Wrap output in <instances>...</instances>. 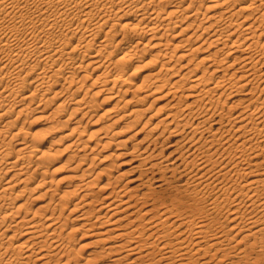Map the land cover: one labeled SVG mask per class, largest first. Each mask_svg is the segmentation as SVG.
Instances as JSON below:
<instances>
[{"label":"bare ground","instance_id":"bare-ground-1","mask_svg":"<svg viewBox=\"0 0 264 264\" xmlns=\"http://www.w3.org/2000/svg\"><path fill=\"white\" fill-rule=\"evenodd\" d=\"M200 51L203 55L193 57ZM141 62L152 69L136 82ZM60 77L63 82L55 88ZM102 93L112 94L101 100L118 93L125 97L105 114L106 125L93 146L72 137L82 117L63 135L72 152V184L58 192L53 180L45 179L58 150H39L42 137L25 130L23 117L57 100L47 122L68 110L57 122L65 125L76 112L89 113ZM235 94L242 97L230 100L224 111L226 99ZM147 98L144 107L120 111ZM155 102L154 113L136 132L113 138L139 122ZM120 122L124 129L113 130ZM160 136L161 142L171 141L167 147L181 146L180 155L192 156L181 169L187 175L185 188L178 186L169 201L156 200L154 190L131 195L135 188L130 186L140 175L172 168V152L164 154L163 147L149 152L145 142L153 137L157 144ZM112 139L119 146L127 139L135 142L129 161L122 157L127 153L115 155L118 165L131 164L123 170L113 163L111 168H119L115 176L111 168L94 171L92 154L95 146L105 148ZM160 155L170 161L161 165L155 159ZM100 175L106 176L104 183ZM33 176L41 177L31 189ZM123 177L128 178L120 185ZM2 181L0 264H69L74 225L63 230L72 212L77 213L71 221L88 225L84 231L95 232L91 235L105 243L100 251H89L81 264L111 254L117 255L114 264L126 258L127 264H223L232 257L238 259L225 264H264V0H0ZM45 184L49 199L37 203L30 215L24 204L15 203L14 198ZM95 187L102 194L90 197ZM69 196L79 199L62 218ZM17 234L23 241L13 243ZM110 240L114 243L107 245Z\"/></svg>","mask_w":264,"mask_h":264},{"label":"rangeland","instance_id":"rangeland-1","mask_svg":"<svg viewBox=\"0 0 264 264\" xmlns=\"http://www.w3.org/2000/svg\"><path fill=\"white\" fill-rule=\"evenodd\" d=\"M117 28L118 27H116V29ZM177 30H179V28ZM169 39L171 40V42L175 41V38H171L170 37ZM191 44L194 45V44H198V43L197 42L196 43L192 42ZM205 45L206 44H204V47L202 45L203 48L201 49V51H203V49L205 48ZM201 51L200 52H196L198 54L196 55V53H195L193 55V57L195 56V58L197 59V57H199L200 55H203ZM114 53H115V55H117V54H119V51L118 52H114ZM146 53L149 54L148 51ZM195 58H194V60H195ZM142 59L144 60V61L142 60V62L145 63V61L148 59V56L143 57ZM142 62L139 63V66H141V65L144 66L145 65V64H142ZM182 63H184V62H182ZM142 68L139 67V70L140 69L141 70H140V72L137 75L136 82H140L141 77L144 74L148 73L149 70L152 69V65H146V66H144ZM181 71L182 70H179V72H177L176 74L180 75ZM89 77H91V76H89ZM89 80H90V78H88L86 80V82L84 81V84L88 83ZM188 81H189V79L186 80V83ZM62 82H63V79L61 77L58 78V81L55 84V88L59 87L57 85L61 84ZM28 88L29 87H26L24 89V91H26ZM235 92L236 93H240L238 91H235ZM50 93H51V91H50ZM128 93L129 94H126V97H130L131 96V92H128ZM82 94L83 93L81 91L79 93H77V95H79V96H81ZM109 94H112V93H109ZM109 94L108 93L107 94L102 93L101 95L95 97L94 101L91 102L92 103V109L89 111V113L87 112V114H84V116H82L81 111L76 112L73 115V118L70 121H68L65 125L57 124V122L59 120H62L67 115V111L68 110H60L56 114L57 115L56 118H55V116L52 117V118L55 119L54 123H48L47 122V118H48L47 114H48L49 111H51V109H54L56 107L57 100L50 101L51 103L47 106V108L44 111H42V112H36L35 111V112L29 113V114H27L26 116L23 117V118H25L24 119V128H25V130L29 131L31 133L38 132L39 135L42 137V141L43 142H42L41 146L39 147V150H42V151L43 150H50L52 148L58 150V152H57V160H56L55 164L52 165L50 167V169L47 171V175L45 177V179H50V180L52 179L53 180V186L54 187H58V192H61L62 189H66L65 185L72 184V183H70V180H71L70 179V174L72 175V173H70L69 170H68L70 165H72V163H71L72 161H70L72 159H69L68 155L70 153H72V152H71V150L69 148L66 147L67 141L63 138V135L71 127L74 126V124H75L74 121L77 118H81L82 117L80 126L78 127L77 132L72 137L78 136L82 140H86L88 146H93L94 145V141L97 140V138L99 137L100 134H102L101 132L103 130V126L106 125L105 122H106L107 118H106L105 114L108 111L111 110V107L113 106V104L118 99H119V103L121 104L122 103L121 100L124 99V97H125V94L123 96V95H120L118 93V95L115 98H109V99H106V100L105 99L101 100L103 97L108 96ZM86 97L89 98L90 96H86ZM239 97H242V96H240V94H235L231 98L226 99L227 100L226 101L227 104L224 105V111H228V105L232 102V100H235V99H237ZM221 98H222V100H224L225 99L224 95ZM150 100L151 99L147 98L146 101H144V102H136L135 104L132 103L129 106L123 107L122 109H120V111L123 112L125 108L127 110V109H130V108L134 107V106L144 107L145 103L149 102ZM230 100H231V102H230ZM163 101H165V100L157 101V103L163 104L164 103ZM75 106H76L75 104H71V108H73ZM156 106H157V104L155 102V104L152 106L151 109L150 108L147 109L142 114V117L139 120V122H136L133 126H131L129 128L127 127L128 129L123 130L124 128L122 127V123L121 122L116 124L114 126L113 130H116V129L118 131L123 130V132H121V133H119L117 135H114L113 138L114 139H118L119 137L128 138V136H131L130 134L136 132L143 125V123L146 120V118H148L150 114L154 113V109L156 108ZM230 112H235V109L231 110ZM100 114H102V115H100ZM160 115H161V112L158 113V115L155 114V116H153V118L148 121V124L145 126V129L143 131H140V133H139L141 137H142V135H144L145 131H147L148 128L156 121L155 119H157V117H159ZM52 124H56V125L52 126ZM18 125H21L20 121L18 122ZM110 136H111V134H110ZM88 139H90V140H88ZM152 139H153V137H149L145 141L146 143H150L149 152L152 150V148H154V151L156 153L158 150H161L160 148H162V147H163L162 150H164V154H169L170 152H172L171 153V155H172L171 157L172 158L170 157V160L172 159L174 161V163L171 165L172 168H169L168 170L164 171L162 167H160V168L156 167V168H153L150 171H147L142 176L140 175V178L137 177V179L140 180V181L134 182L130 186V187H133L135 189L132 190L133 192L130 191L129 193L131 195L132 194L134 195V194H141L142 192H148V190L149 191L154 190L155 191L154 192L155 193L154 197L157 198V199L155 198L156 200L163 201V199H165L166 201H169L170 198L172 197V195H174V193L176 192L175 190H176V188H178V186H179V188H182V189L185 188V185H183V184H184V182H185V180L187 178V175L183 174L184 172H181V169L183 168L184 163L186 161H189L192 158V156L191 155L188 156L186 152H184L183 155H180L185 150L181 146H179L178 148H175L176 146L174 144L173 146L167 147V145L170 144L171 141H167V142H163L162 141L161 142V140L164 139L162 136H160L157 139V141H158L157 144L152 142L151 141ZM171 139H176V138H171ZM127 140L128 141L125 143V146L124 145L123 146L117 145V143L113 139L110 141V145H108L105 148H103L101 145L95 146V148L93 150L94 152L92 153L93 155L95 154L94 156L96 157L95 161H94V166H95L94 167V171H96L97 169L99 170L100 168H102V171H107V170H109L111 168V165L113 163H115V164L117 163L116 165H118V163L121 162L119 160H118L119 161L118 162L117 161L118 158L115 156L116 154H120L118 152L127 153V154H123L122 157H126L127 158V159L125 158L126 159L125 162L129 161V157L132 154V152H129V150H132L131 147H133L135 142L133 140H131V139H130V141H129V139H127ZM52 141H54V142H52ZM152 143H154V144H152ZM175 150H177V151H175ZM176 156H177V158H176ZM159 157H160L159 159H158V157L157 158L155 157V159L158 162L161 161V163H160L161 165H164V164L168 163L169 159L166 161V160H164V157L162 155H160ZM119 159H121V158H119ZM155 159L154 160H150V161H156ZM139 162H141V164H142V161H140V160L139 161L136 160L135 164H139ZM129 163H131V160H130ZM128 165L129 164H125V165H121L120 164L118 166H120L119 168H122L124 170V169H127L131 164L129 166ZM176 165H177V167H176ZM118 166H115V168H111L112 169L111 172H110L111 175L115 176L117 174V170L119 169ZM141 167H143V165ZM191 167L192 166H188V169L191 168ZM173 168H175V169H173ZM193 171H195V170H193ZM139 173H140L139 170H136V172H133V175L136 177V176H139ZM173 175H175V176H173ZM95 176H96V174L93 177H91V179L94 178ZM40 177L41 176H38L37 178H34V176H33L30 179V181H29L28 187L31 188V189L36 188L35 185H36L38 179H40ZM100 177H101L102 183H104L106 181V176L100 175ZM127 178L128 177L121 178L118 183L120 185H122V183H124ZM160 178L161 179L165 178V180L158 181V179H160ZM2 183H4V181L0 182V185H2ZM118 183H117V185H119ZM46 187H47V184L41 186L40 188H37V189L33 190L32 192L26 191V192L22 193L20 196L14 198V199H16L15 203L24 204L26 211L28 210V215H30L31 213H33V211L37 210L36 208H37V206L40 203H42L44 201H47L49 199V193L45 194L46 193L45 192ZM13 191H15V189H13L12 192ZM157 191L158 192L161 191V193L160 192L158 193ZM169 191L173 192V194L169 193ZM14 193L15 192H13L12 194H14ZM101 194H102V192L98 189V187H95V189H93V193L90 195V197H94V196H97V195L99 196ZM161 194H162V196H161ZM169 194H171V196ZM34 196H37V198H39V200L34 201L33 200ZM159 196H160V198H159ZM78 199H79V196H69L68 204L63 209V217L62 218H64L65 215H67L69 213V208L72 207V203L75 202V201H78ZM37 203H39V204H37ZM96 204H97V202L90 203L89 205H87L85 207V209L92 208ZM57 211H59V209ZM101 212H105V210H101ZM73 213H77V212L69 213V215L66 216L68 219L65 221L66 222L65 223L66 224L65 225L66 228L63 230V232L66 233L69 230V227L74 225V228H73L74 230L72 231V237H73L72 249L74 251H72L73 252L72 253L73 254V258H72V260L70 261L69 264H77V263L81 264V263L85 262L86 259H88L89 256H87V255H88L89 251L98 252V251H100L101 247L105 243L99 242L98 238L96 237L97 236L96 234L93 235V236L91 235V233H95V232H91V231H87L86 232V231H84V229L87 228L88 225H86V227L83 228L81 226V222L79 223L78 221H71L69 218L73 215ZM92 220H94V217H92ZM106 223H109V222H106ZM97 225L100 226L98 223L96 224V226ZM107 225L108 224H105V225L102 224L101 227H105V226L107 227ZM80 226L82 228H80ZM12 228L14 229V227H12ZM12 228L9 230V232H7L9 235H11V233L13 231ZM83 231H84V233L85 232L86 233L84 234ZM19 235L18 234L15 235L16 238L14 237L13 240H11V241L13 243H17L18 241H23V238H20ZM110 243H114V240H110L109 243H107V245L110 244ZM116 257H117V255H113V254L105 256V257H99L98 260H96L95 264H114V262H112L111 260L116 258ZM229 259L230 260H226V261H224L222 263L225 264L228 261H232V259L233 260L234 259L237 260L238 258L232 257V258H229ZM127 260H128L127 258L126 259H122V263L121 264H127ZM51 264H53V263H51Z\"/></svg>","mask_w":264,"mask_h":264}]
</instances>
